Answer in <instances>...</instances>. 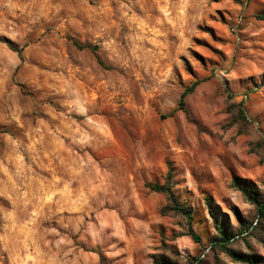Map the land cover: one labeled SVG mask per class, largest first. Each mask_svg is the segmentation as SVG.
I'll return each instance as SVG.
<instances>
[{
  "label": "rangeland",
  "instance_id": "obj_1",
  "mask_svg": "<svg viewBox=\"0 0 264 264\" xmlns=\"http://www.w3.org/2000/svg\"><path fill=\"white\" fill-rule=\"evenodd\" d=\"M260 14L264 0H0V264H248L214 244L218 225L264 264V218L234 184L264 193Z\"/></svg>",
  "mask_w": 264,
  "mask_h": 264
},
{
  "label": "trees",
  "instance_id": "obj_2",
  "mask_svg": "<svg viewBox=\"0 0 264 264\" xmlns=\"http://www.w3.org/2000/svg\"><path fill=\"white\" fill-rule=\"evenodd\" d=\"M259 19L264 21V14H260L257 16ZM19 53H21L20 50H18ZM201 81H196L193 83V85L189 88H187L180 97V101L178 104V107L172 110L171 113L164 115L163 117H169L172 116L177 110L183 109L185 104V97L190 94L194 89L199 85ZM241 115L243 118L247 119V117L244 115V112L242 110ZM234 184L236 187H238L239 190H241L245 196V198L251 202L253 205H255L258 215L261 218H264V193H261L258 190H254L252 187L243 186L237 181H234ZM151 189L158 192H163L169 195V203L167 206H165L164 212L168 213H176L179 215H182L186 217L189 221H192L193 214L190 207L181 204L171 193V186L170 185H159V184H153L151 185ZM218 230V236L215 238L214 244L221 247L225 252H227L235 261H240L243 263L248 264H255L256 260L253 257L240 255L232 252L228 246L227 243L230 241V239L233 237V234H230L228 230L223 225L217 226ZM191 235L195 240H199L200 237L195 233V231L191 228ZM224 264V263H219Z\"/></svg>",
  "mask_w": 264,
  "mask_h": 264
}]
</instances>
